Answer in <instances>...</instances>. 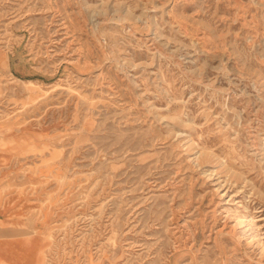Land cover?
I'll use <instances>...</instances> for the list:
<instances>
[{"label":"rangeland","instance_id":"374dc122","mask_svg":"<svg viewBox=\"0 0 264 264\" xmlns=\"http://www.w3.org/2000/svg\"><path fill=\"white\" fill-rule=\"evenodd\" d=\"M0 168L43 264H264V0H0Z\"/></svg>","mask_w":264,"mask_h":264},{"label":"crops","instance_id":"0c3cea01","mask_svg":"<svg viewBox=\"0 0 264 264\" xmlns=\"http://www.w3.org/2000/svg\"><path fill=\"white\" fill-rule=\"evenodd\" d=\"M28 182L8 181L0 168V264L44 263L43 235L49 215L39 206L38 195L30 197L23 190Z\"/></svg>","mask_w":264,"mask_h":264},{"label":"bare ground","instance_id":"6f19581e","mask_svg":"<svg viewBox=\"0 0 264 264\" xmlns=\"http://www.w3.org/2000/svg\"><path fill=\"white\" fill-rule=\"evenodd\" d=\"M28 83H29V85H32V82H28ZM28 83L26 85H28Z\"/></svg>","mask_w":264,"mask_h":264}]
</instances>
